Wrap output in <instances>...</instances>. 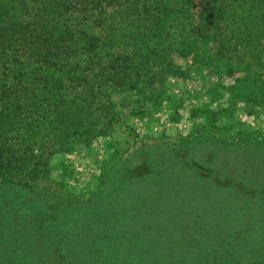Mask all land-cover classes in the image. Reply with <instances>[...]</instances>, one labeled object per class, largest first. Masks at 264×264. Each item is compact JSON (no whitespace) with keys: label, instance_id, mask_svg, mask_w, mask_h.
Here are the masks:
<instances>
[{"label":"trees","instance_id":"16d2710c","mask_svg":"<svg viewBox=\"0 0 264 264\" xmlns=\"http://www.w3.org/2000/svg\"><path fill=\"white\" fill-rule=\"evenodd\" d=\"M171 55L233 78L231 102L264 103V0H0V264H175L163 218L184 191L264 223V159L199 156L186 141L122 165L72 212L25 176L34 159L111 135V96L152 83ZM241 251L214 256L234 264ZM247 256L235 262L264 264Z\"/></svg>","mask_w":264,"mask_h":264},{"label":"rangeland","instance_id":"374dc122","mask_svg":"<svg viewBox=\"0 0 264 264\" xmlns=\"http://www.w3.org/2000/svg\"><path fill=\"white\" fill-rule=\"evenodd\" d=\"M168 59L154 68L157 78L152 83L145 81L111 96L114 107L105 110L115 118L111 135L86 144L76 141L49 159H34L33 173L25 176H32L27 177L45 196L42 200L72 212L70 202L87 205L122 165L167 159L182 141L199 156L217 148L216 159H226L227 154L229 159L251 162L264 159V103L231 102L227 88L233 78L217 79L192 59L176 55ZM190 192L178 193L176 198L184 195V202L174 204L171 217L163 218L172 231L175 264H220L214 256L217 251L232 259L242 250L234 264L246 254L244 263L264 255H259L263 249H251L264 243V223L253 226L248 212L233 214L223 207V199ZM123 200L131 202L127 195ZM255 217L264 219L261 213Z\"/></svg>","mask_w":264,"mask_h":264}]
</instances>
